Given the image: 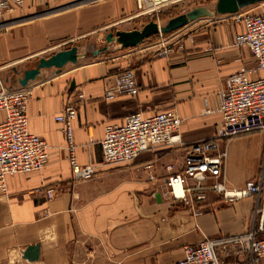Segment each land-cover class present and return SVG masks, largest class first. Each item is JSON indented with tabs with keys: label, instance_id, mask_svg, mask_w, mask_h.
I'll use <instances>...</instances> for the list:
<instances>
[{
	"label": "crops",
	"instance_id": "0c3cea01",
	"mask_svg": "<svg viewBox=\"0 0 264 264\" xmlns=\"http://www.w3.org/2000/svg\"><path fill=\"white\" fill-rule=\"evenodd\" d=\"M243 30L230 14H214L159 40L112 47L90 60L82 53L59 71L41 69L28 82V130L49 145V159L40 171L6 177L7 191L0 192V264H175L185 245H197L203 237L251 231L252 197L224 201L209 192L193 212L167 195L165 167L173 164L179 170L182 147L161 146L140 153L131 163L105 165L100 146L105 125L122 123L135 112L151 116L175 111L184 145L214 135L221 118L218 92L225 80L240 67H256L250 50L235 45ZM12 41L0 36V62L5 66L55 52L16 51ZM167 42L172 50L160 55ZM124 69L132 70L138 92L107 98L114 75ZM251 77H264V71ZM71 101L76 104L73 157L80 166H95L94 176L80 181L73 178L71 152L61 124L54 120ZM221 144L226 148L227 187L240 189L259 173L264 132ZM47 189L52 190L50 199ZM34 244L39 245L37 259L23 258V251ZM218 256L220 264H253L250 252L235 245Z\"/></svg>",
	"mask_w": 264,
	"mask_h": 264
},
{
	"label": "built area",
	"instance_id": "2783aa9c",
	"mask_svg": "<svg viewBox=\"0 0 264 264\" xmlns=\"http://www.w3.org/2000/svg\"><path fill=\"white\" fill-rule=\"evenodd\" d=\"M135 16L152 15L165 7L178 5L186 0H132ZM25 0H0V20L14 7H21ZM80 0H69L73 4ZM248 7V6H247ZM246 8V7H244ZM239 9L230 14L241 22L244 30L235 37V45L246 46L256 59L255 68L240 67L225 80L218 92L221 115L217 130L211 137L184 145L178 129L181 123L175 111L159 112L144 116L140 112L125 117L122 123L104 126L100 141L102 161L105 165L128 164L140 153L161 146H180L183 158L179 170L173 164L166 165L165 180L167 195L181 202L193 212H198L209 192L224 201L243 197L254 199L253 226L251 231L239 235H222L211 239L203 237L197 245H185L183 255L175 264H220L218 253L235 245L248 250L253 264H264V155L259 173L246 181L240 189L227 187L224 177L226 148L222 146L231 138L253 132H264V77L252 78L257 70L264 71V12L250 13ZM172 44L167 42L159 51L167 55ZM27 84L0 89V192L6 193V177L40 171L49 159V145L28 130L27 105L31 96ZM138 92L132 70L124 69L114 75L113 83L106 89L105 96L135 95ZM76 116V104L67 102L54 116L61 124L67 148L71 152V167L76 181L91 178L95 166H80L73 157L72 120ZM150 168L151 165H146ZM51 189L45 194L51 198Z\"/></svg>",
	"mask_w": 264,
	"mask_h": 264
},
{
	"label": "rangeland",
	"instance_id": "374dc122",
	"mask_svg": "<svg viewBox=\"0 0 264 264\" xmlns=\"http://www.w3.org/2000/svg\"><path fill=\"white\" fill-rule=\"evenodd\" d=\"M67 1L69 0H25L23 6L14 7L2 16L0 36L12 37L11 43L16 51L44 50L40 55L76 45L78 54H84L90 60L94 57L92 52L96 48L106 45L105 35L108 32L140 29L149 21L164 24L169 18L200 5L213 10L216 0H186L178 5L165 7L158 13L142 16H135L136 7L132 0H80L66 6ZM243 10L263 13L264 2ZM167 35L169 34H156L143 43L159 40ZM112 47L119 46L113 42L109 44L108 50L112 51ZM38 56L9 66L0 62V89L13 87L17 77L13 69L34 66ZM5 77L9 80L6 81Z\"/></svg>",
	"mask_w": 264,
	"mask_h": 264
},
{
	"label": "water",
	"instance_id": "95a60500",
	"mask_svg": "<svg viewBox=\"0 0 264 264\" xmlns=\"http://www.w3.org/2000/svg\"><path fill=\"white\" fill-rule=\"evenodd\" d=\"M264 2V0H216L214 9L200 5L193 7L183 13L169 18L164 24L155 21L145 23L140 29L117 30L114 33L108 32L105 35L106 45L96 48L92 55L106 51L109 44L115 42L120 48H129L140 45L145 39L156 34H164L180 29L187 24L203 17H210L214 14H232L247 6ZM72 4H68L69 6ZM65 6V7H66ZM79 58L78 47L72 45L69 48L56 51L48 57H40L33 67L26 69H13L16 77V84L13 87L25 86L29 81L35 79L41 69L56 68L60 70L67 63H76ZM8 80V77H5ZM11 87V86H10ZM39 245L28 246L23 251V258L32 261L37 259Z\"/></svg>",
	"mask_w": 264,
	"mask_h": 264
},
{
	"label": "bare ground",
	"instance_id": "6f19581e",
	"mask_svg": "<svg viewBox=\"0 0 264 264\" xmlns=\"http://www.w3.org/2000/svg\"><path fill=\"white\" fill-rule=\"evenodd\" d=\"M87 1H92V0H87ZM86 2V1H85ZM78 4H80V3H78ZM6 25V24H5Z\"/></svg>",
	"mask_w": 264,
	"mask_h": 264
},
{
	"label": "flooded vegetation",
	"instance_id": "af4514ba",
	"mask_svg": "<svg viewBox=\"0 0 264 264\" xmlns=\"http://www.w3.org/2000/svg\"><path fill=\"white\" fill-rule=\"evenodd\" d=\"M8 80H9V78H8Z\"/></svg>",
	"mask_w": 264,
	"mask_h": 264
}]
</instances>
